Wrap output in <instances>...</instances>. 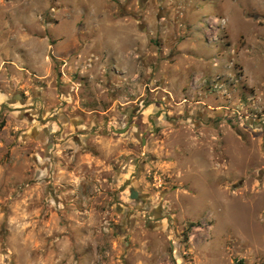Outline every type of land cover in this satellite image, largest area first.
I'll use <instances>...</instances> for the list:
<instances>
[{"label": "rangeland", "instance_id": "374dc122", "mask_svg": "<svg viewBox=\"0 0 264 264\" xmlns=\"http://www.w3.org/2000/svg\"><path fill=\"white\" fill-rule=\"evenodd\" d=\"M263 5L0 0V264H264Z\"/></svg>", "mask_w": 264, "mask_h": 264}, {"label": "crops", "instance_id": "0c3cea01", "mask_svg": "<svg viewBox=\"0 0 264 264\" xmlns=\"http://www.w3.org/2000/svg\"><path fill=\"white\" fill-rule=\"evenodd\" d=\"M262 10L264 9V5H263V7L261 8ZM28 37V36H27ZM27 37H26V35H21V36H19L18 37V40L22 43L20 46H22V45H24L25 43H27L28 41V39H27ZM30 40V39H29ZM43 43H44V41H43ZM47 46H48V44H47ZM48 47H51V46H48ZM71 47H73L72 48V52H71V54L76 50V47H75V45L74 44H72L71 45ZM53 48V47H52ZM70 48V47H69ZM61 55H58L56 58H58V59H61L62 60V62H64V63H66V60L68 59V57L71 55L70 54V52H69V49L67 48V47H64L63 46V48H62V50H61ZM17 57H18V55H17ZM18 62H20V56L18 57V59H14V62L12 63V64H14V65H17V63ZM90 63H93V61L91 60V62ZM106 65H104V68L105 69H109V70H114L116 67H115V65H113L112 67H110V65L111 64H117V65H119V66H121V67H124L123 66V63L122 62H114L113 60H107L106 62ZM66 66H67V64L64 66V69L66 68ZM89 67H91V65L89 64ZM63 69V70H64ZM105 69H103V72L101 71L100 73H99V76H101L102 74H105ZM64 72V71H63ZM64 76H66L65 74H63ZM137 75H134V81L133 82H135V84L134 83H132V84H128V88H129V91H130V93H131V95H134L135 94V98H133L132 100H129V101H127V102H133V103H136L138 100H139V97H137V96H139V95H141L142 96V82H140V83H137L136 82V79H137ZM125 94L127 95V93L125 92ZM192 94V93H191ZM76 95H78V92L76 93ZM89 99H92V98H89ZM127 100V99H126ZM61 101H64V102H72V99L68 96V95H65V94H62L61 95ZM120 101V98H116L115 99V102H119ZM94 102V101H93ZM74 104L76 105V107L75 108H73V110H78V111H81V108H79L78 107V105H80V100H76L75 102H74ZM126 105H128L129 103H125ZM94 113V109L93 110H88L87 111V114H88V116L90 115H92ZM85 114H86V112H85ZM103 114H106V112L105 113H103ZM79 136V137H78ZM83 137H85V136H83ZM74 138H77V139H75V140H79L78 141V143H80V142H82L83 140H81V136L77 133V135L75 134V137ZM73 138V139H74ZM83 143H84V141H83ZM134 192V191H133ZM136 193V192H135ZM132 194V193H131ZM138 197V196H137ZM138 200V199H137ZM137 200H134V201H137ZM138 202V201H137ZM148 217H150V218H152V219H154L155 218V222L158 224L160 221H161V218L159 217H152V214H149L148 213V215H147Z\"/></svg>", "mask_w": 264, "mask_h": 264}, {"label": "water", "instance_id": "95a60500", "mask_svg": "<svg viewBox=\"0 0 264 264\" xmlns=\"http://www.w3.org/2000/svg\"><path fill=\"white\" fill-rule=\"evenodd\" d=\"M129 128V126H127V127H125L124 129H122L121 131H116L115 129H112V131H113V133H117V134H123V133H125L126 131H127V129ZM143 144H144V141H143ZM132 194H131V198L133 199V200H137L138 199V197H137V193H135V192H131Z\"/></svg>", "mask_w": 264, "mask_h": 264}, {"label": "trees", "instance_id": "16d2710c", "mask_svg": "<svg viewBox=\"0 0 264 264\" xmlns=\"http://www.w3.org/2000/svg\"><path fill=\"white\" fill-rule=\"evenodd\" d=\"M191 226H195V225L192 224Z\"/></svg>", "mask_w": 264, "mask_h": 264}, {"label": "flooded vegetation", "instance_id": "af4514ba", "mask_svg": "<svg viewBox=\"0 0 264 264\" xmlns=\"http://www.w3.org/2000/svg\"><path fill=\"white\" fill-rule=\"evenodd\" d=\"M142 144H143V141H142Z\"/></svg>", "mask_w": 264, "mask_h": 264}]
</instances>
